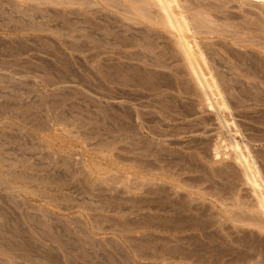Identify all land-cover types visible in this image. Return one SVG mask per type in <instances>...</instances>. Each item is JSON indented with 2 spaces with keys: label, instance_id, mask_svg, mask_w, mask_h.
Segmentation results:
<instances>
[{
  "label": "rangeland",
  "instance_id": "1",
  "mask_svg": "<svg viewBox=\"0 0 264 264\" xmlns=\"http://www.w3.org/2000/svg\"><path fill=\"white\" fill-rule=\"evenodd\" d=\"M0 264H264V0H0Z\"/></svg>",
  "mask_w": 264,
  "mask_h": 264
},
{
  "label": "bare ground",
  "instance_id": "2",
  "mask_svg": "<svg viewBox=\"0 0 264 264\" xmlns=\"http://www.w3.org/2000/svg\"><path fill=\"white\" fill-rule=\"evenodd\" d=\"M163 9L166 11V8H165V7H163ZM166 13H167V12H166ZM200 78H201V77H200ZM200 78H199V79H200ZM3 240H4V239H3Z\"/></svg>",
  "mask_w": 264,
  "mask_h": 264
}]
</instances>
